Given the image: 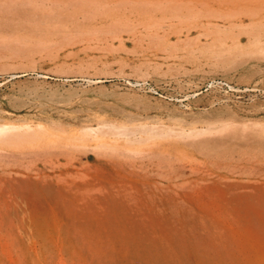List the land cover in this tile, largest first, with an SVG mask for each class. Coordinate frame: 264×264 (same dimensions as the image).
I'll return each mask as SVG.
<instances>
[{"label": "rangeland", "instance_id": "rangeland-1", "mask_svg": "<svg viewBox=\"0 0 264 264\" xmlns=\"http://www.w3.org/2000/svg\"><path fill=\"white\" fill-rule=\"evenodd\" d=\"M0 125V264H264V0H0Z\"/></svg>", "mask_w": 264, "mask_h": 264}, {"label": "bare ground", "instance_id": "bare-ground-1", "mask_svg": "<svg viewBox=\"0 0 264 264\" xmlns=\"http://www.w3.org/2000/svg\"><path fill=\"white\" fill-rule=\"evenodd\" d=\"M8 126V125H7ZM7 126H5V125H0V137H3L4 139V142H5V140H9L10 138H11V136H10V132H11V130H13V128H11V126L9 127H7ZM13 126V125H12ZM18 128V127H17ZM21 129V128H20ZM26 133V132H25ZM18 134V137H19V134L20 133H17ZM16 135V134H15ZM28 135V134H27ZM13 137H15V139L17 138L18 139V137L17 136H13ZM20 137H21V135H20ZM19 137V138H20ZM23 137V136H22ZM12 139V138H11ZM14 139V140H15ZM12 141H13V139H12Z\"/></svg>", "mask_w": 264, "mask_h": 264}]
</instances>
